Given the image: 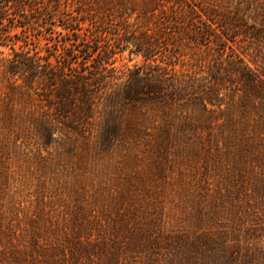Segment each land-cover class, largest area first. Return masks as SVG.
<instances>
[{
    "label": "rangeland",
    "instance_id": "374dc122",
    "mask_svg": "<svg viewBox=\"0 0 264 264\" xmlns=\"http://www.w3.org/2000/svg\"><path fill=\"white\" fill-rule=\"evenodd\" d=\"M63 25L112 46L106 72L115 82L149 63L195 78L198 96L171 116L215 138L227 120L261 118L240 111L252 96L247 73L264 79V0H0V264H111L114 256L146 264L138 230L194 229L204 212H227L245 197L236 157L200 140L173 151H75L59 135L44 146L29 117L14 125L4 111L9 94L23 101L11 95L22 80L10 62L56 48L63 59L66 39L77 37ZM219 85L214 102L224 104L206 109L202 94Z\"/></svg>",
    "mask_w": 264,
    "mask_h": 264
},
{
    "label": "trees",
    "instance_id": "16d2710c",
    "mask_svg": "<svg viewBox=\"0 0 264 264\" xmlns=\"http://www.w3.org/2000/svg\"><path fill=\"white\" fill-rule=\"evenodd\" d=\"M63 26L77 35L66 39L59 52L63 59L56 48L48 56L16 53L11 60L8 71L22 80L11 85V95L19 93L23 101L9 94L5 117H11L14 125L19 124L17 117H29L40 125L44 146L59 135L75 151L118 147L173 151L194 148L198 140L206 146L216 142L217 150L226 149L237 158L238 194L245 197L227 212L220 208L204 212L194 229L163 232L157 225L143 227L136 243L146 251V264H264V79L255 72L247 73L245 84L252 96L242 100L240 111V117L260 120H227L219 124L223 130L217 137L204 139L187 120L171 116L173 109L189 106L188 101L198 96L195 78L178 77L167 67L149 63L115 82L106 72L112 46H103L100 35L87 39L74 31L81 30L79 27ZM223 86L202 94L206 109L208 103L222 107L224 103H215L214 96L222 94ZM117 105L121 107L117 109ZM158 111L163 117L156 115ZM205 208L201 206L199 211ZM116 258H110L111 264H123ZM133 264H140L139 260L134 259Z\"/></svg>",
    "mask_w": 264,
    "mask_h": 264
}]
</instances>
